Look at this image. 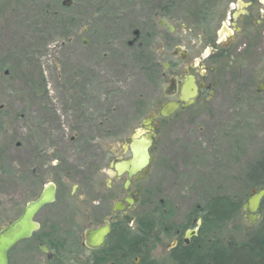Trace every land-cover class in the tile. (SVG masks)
Listing matches in <instances>:
<instances>
[{
	"label": "rangeland",
	"instance_id": "obj_1",
	"mask_svg": "<svg viewBox=\"0 0 264 264\" xmlns=\"http://www.w3.org/2000/svg\"><path fill=\"white\" fill-rule=\"evenodd\" d=\"M61 1L0 0L17 55L15 69L24 75L25 102L38 110L31 112L30 125L35 129L41 119L33 113H44L57 121L59 134L88 137L108 157L115 152L127 159L123 139L142 129L143 119L165 101L169 75L182 72L180 16L183 3L196 0H73L69 7ZM158 7L170 10L175 28L165 50ZM135 29L149 44L143 53L128 47ZM244 51L229 65L230 75H217L212 99L205 94L194 107L160 119L148 174L139 182L140 217L154 207L155 214L164 210L163 223L189 225L188 214L208 196L246 202L251 192L245 176L264 155V57L257 48ZM157 61L172 63L173 69L166 71ZM262 209L260 202L254 219L241 210L221 231L222 241L247 239ZM168 241L156 242L144 264H171Z\"/></svg>",
	"mask_w": 264,
	"mask_h": 264
},
{
	"label": "flooded vegetation",
	"instance_id": "obj_2",
	"mask_svg": "<svg viewBox=\"0 0 264 264\" xmlns=\"http://www.w3.org/2000/svg\"><path fill=\"white\" fill-rule=\"evenodd\" d=\"M158 8L157 29L166 33L165 50L175 28L170 31L162 24L170 25V10ZM3 17L0 6V259L5 264H144L149 249L167 237L165 255L170 262L173 250L200 239V206H195L197 215L191 213L189 226L163 223L164 210L155 214L154 207L147 216H139V206L144 203L139 182L148 172L138 178V171L129 175L117 167L132 158L127 143L132 136L123 139L121 153L128 158L122 159L115 152L108 157L88 137L59 134L57 121L44 113H33L41 119L32 129L31 112L36 108H28L25 102L24 75L15 69L17 55L11 49L10 28ZM179 27L182 72L166 79L161 105L181 102V89L190 77L196 94L173 114L194 107L205 94V100L212 99L217 75H230L229 65L244 50L257 48L260 58L264 57V0L183 3ZM138 32L136 40L127 44L143 53L149 44L140 41ZM162 54L159 61L165 51ZM159 61L156 63L164 70L173 69L172 63L165 67ZM159 121L151 123L155 129L150 154ZM143 221L152 228L146 240L141 232ZM196 227L197 234L184 244L186 230ZM12 235L18 238L11 244Z\"/></svg>",
	"mask_w": 264,
	"mask_h": 264
},
{
	"label": "trees",
	"instance_id": "obj_3",
	"mask_svg": "<svg viewBox=\"0 0 264 264\" xmlns=\"http://www.w3.org/2000/svg\"><path fill=\"white\" fill-rule=\"evenodd\" d=\"M245 182L250 192L252 189L258 191L264 188V155L250 167ZM204 201L199 211L201 239L194 238L189 245H182L179 249L173 250L169 255L170 263L264 264V198L261 201L263 209L260 220L250 231L248 238L241 242L231 240L232 238L222 241L220 236L221 231L240 214L243 205L241 201L224 194L208 196ZM193 211L194 215H197L196 207ZM188 217L190 218V214ZM144 223L145 221L142 222L141 232L145 233L146 240L152 228Z\"/></svg>",
	"mask_w": 264,
	"mask_h": 264
},
{
	"label": "water",
	"instance_id": "obj_4",
	"mask_svg": "<svg viewBox=\"0 0 264 264\" xmlns=\"http://www.w3.org/2000/svg\"><path fill=\"white\" fill-rule=\"evenodd\" d=\"M72 0H64L63 6H70ZM162 24L166 25L170 31L174 30V27L168 25L166 22H162ZM132 34L134 36L133 41L137 38L139 32L138 30H133ZM133 41H130L131 44ZM83 43H86V39H82ZM167 67V64H164ZM261 86L259 85L258 91H261ZM196 94V86L193 84L192 77L190 80H186L184 86L181 89L179 99L181 102L177 101H168L165 104L161 105V107L154 113H150L145 119L142 121V129H138L134 132L131 139L127 141V143L132 148V158L124 161L121 165H117L121 170H127L129 175H132L139 172L138 178H142L148 172V165L151 162V154H150V145L152 142V136H154L153 130L154 126L151 125L152 122H155L161 118H167L171 114H173L179 107V105H187L192 102L193 96ZM264 197V188L260 190L252 189L250 195L248 196L246 202L242 205V210L247 211L251 218H256L257 211L260 206V202ZM200 224V220H198V225ZM198 227L194 229H187L183 243L188 244L191 236H195L197 234ZM18 237L16 235H12L10 242L11 244L17 240ZM3 239L1 240V242ZM8 247V241H6ZM0 264H5L3 260L0 259Z\"/></svg>",
	"mask_w": 264,
	"mask_h": 264
}]
</instances>
